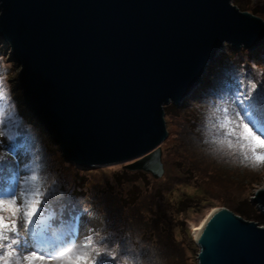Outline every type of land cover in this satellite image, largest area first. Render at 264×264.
Here are the masks:
<instances>
[{"label": "water", "instance_id": "obj_1", "mask_svg": "<svg viewBox=\"0 0 264 264\" xmlns=\"http://www.w3.org/2000/svg\"><path fill=\"white\" fill-rule=\"evenodd\" d=\"M0 40L29 116L80 168L163 174L164 107L203 84L230 46L264 45L232 0H0ZM251 205L264 214V188ZM197 264H264V226L227 208L195 241Z\"/></svg>", "mask_w": 264, "mask_h": 264}, {"label": "rangeland", "instance_id": "obj_2", "mask_svg": "<svg viewBox=\"0 0 264 264\" xmlns=\"http://www.w3.org/2000/svg\"><path fill=\"white\" fill-rule=\"evenodd\" d=\"M238 1L246 12L256 9L257 17L264 20V0ZM261 49L231 52L224 48L207 69L205 82L175 106L176 115L167 112V137L160 145L163 174L155 179L143 172L146 181L142 182L137 171H127L135 188L142 192L127 203L125 193L131 184L119 186L113 181L123 164L91 169L69 164L42 128L27 116L17 89L19 68L0 40V80L9 97L0 117V131L5 133L0 139V198L30 188L27 178L33 171L45 193L26 235L20 228L21 249L58 255L66 246L55 245L44 252L39 239L59 229L60 221L68 224L72 220L74 225L68 230L71 236L72 231L76 234L71 248L92 235L99 246L113 253L103 255L99 264H131L135 260V264H197L192 226L209 209L222 207L233 212L239 202L250 203L253 194L264 188V164L244 159L238 146L228 148L233 137L225 133L233 125L225 120L224 112L229 109L227 115L231 117L233 102L243 90L251 92L254 83L258 93L253 103L264 102V45ZM75 178L80 182L78 188L72 186ZM188 199L198 202L177 213L178 202ZM248 215L256 221L264 218L256 207L248 209Z\"/></svg>", "mask_w": 264, "mask_h": 264}, {"label": "snow or ice", "instance_id": "obj_3", "mask_svg": "<svg viewBox=\"0 0 264 264\" xmlns=\"http://www.w3.org/2000/svg\"><path fill=\"white\" fill-rule=\"evenodd\" d=\"M257 93V85L254 83L251 85V92L243 90L233 102L231 117L227 115L229 109H224L225 120L233 125L225 135L233 137L228 141V148L234 149L238 146L243 150L244 159L252 160L256 164H264V126L261 125V116H264V102L253 103ZM8 100L5 86L0 80V117L4 115L3 109L8 104ZM0 124H3V120H0ZM257 128L260 130L258 131ZM4 136L5 133L0 131V139ZM27 179L31 182L30 188L21 190L11 197L0 198V264H99L103 255L113 256L112 252L99 246L92 235H88L74 248H64L58 255L22 250L20 244L23 236L20 235V228L22 226L26 235L34 218L40 212L45 196V193L41 191L38 183L39 177L35 171ZM215 212L216 210H213L209 218ZM205 226L206 222H202L196 231Z\"/></svg>", "mask_w": 264, "mask_h": 264}, {"label": "trees", "instance_id": "obj_4", "mask_svg": "<svg viewBox=\"0 0 264 264\" xmlns=\"http://www.w3.org/2000/svg\"><path fill=\"white\" fill-rule=\"evenodd\" d=\"M232 1H233V4L235 6H237L241 11H248L247 9H243L241 7V4L239 3L238 0H232ZM251 13L253 15H256V16L258 15V11L256 9L252 10ZM226 50L231 51V52H236L237 51V50L231 48L230 46H227ZM239 50H243V49H239ZM261 50L262 49L260 48V51ZM203 82H205L204 79H203ZM168 107L170 109H167ZM176 109L177 108L174 105H169L167 107H164L165 116L167 115V112H169V114H171V116H175L176 115ZM194 135H196L198 137V135L196 133ZM127 171L128 170L124 169V167H123V170L121 171V173H119V174L115 175V177H113V181L115 182L116 185H119V186H121L123 184L124 185L125 184H129V185L131 184V187L125 193L126 194L127 203H131V201H134L139 195H141L142 192H139L138 189L135 188L136 187L135 181L131 180V178L128 175L129 172H127ZM135 174L140 175V177L138 178V181H140V180L142 182H143V180L146 181V177H145V174L143 172H141V171L138 172L137 171V172H135ZM189 174L190 173L188 172L187 175H189ZM78 180L75 178V181L72 183V186H74L75 188L79 187V183L80 182ZM12 181H14V180H12ZM19 184H20V182H18V185ZM71 196L72 195H70V197ZM197 202L198 201L194 200V199H188V200H183L181 202H178L176 212L179 213V214L184 213V211L189 207V205H195ZM187 204H189V205H187ZM121 206H122V204H121ZM79 207H80V205H79ZM254 208L255 207L252 206L249 202L241 201V202H239L237 204V206L235 208H232V211L236 215H239L241 218H244L245 220L256 221V220H253V219H249L250 215H248V209L251 211ZM60 222H61V227L59 229L53 230L48 235H42V237L39 239L40 240L39 247H41V243H42L44 245V247H43V251L44 252H46L45 251L46 248L49 247L48 249H50L51 247H53L55 245H61V247H63V246L72 247V244L74 242L73 237L75 236L76 232L72 231V235L73 236H71L70 233H69L70 232L69 230H71V227H73L74 221H72V220L70 221L69 220L68 224H63L62 221H60ZM256 222L260 226H264V218H263V220H257ZM183 226H184V224H183ZM68 227H69V230H68ZM65 238L69 239L68 242H66V244L65 243H60ZM76 243H77V241H76ZM131 246H132V248L134 247V242L131 243ZM74 247H75V245H74ZM60 248H57V249H60ZM130 263L131 264H135L136 260H135V262L130 261Z\"/></svg>", "mask_w": 264, "mask_h": 264}, {"label": "bare ground", "instance_id": "obj_5", "mask_svg": "<svg viewBox=\"0 0 264 264\" xmlns=\"http://www.w3.org/2000/svg\"><path fill=\"white\" fill-rule=\"evenodd\" d=\"M219 209L220 208H215V207L209 209V211L206 213V215L202 219H200L199 223L197 225L192 226V234H193L195 241H197L200 238V234L204 228L200 229L199 231H196V229L200 228V224L202 222H206V224H207V222L209 220V214L212 213L213 210H216V212H217ZM201 227H203V225H201Z\"/></svg>", "mask_w": 264, "mask_h": 264}, {"label": "clouds", "instance_id": "obj_6", "mask_svg": "<svg viewBox=\"0 0 264 264\" xmlns=\"http://www.w3.org/2000/svg\"><path fill=\"white\" fill-rule=\"evenodd\" d=\"M204 79V78H203Z\"/></svg>", "mask_w": 264, "mask_h": 264}]
</instances>
